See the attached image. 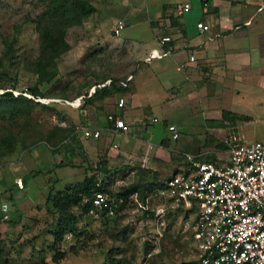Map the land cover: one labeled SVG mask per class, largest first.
I'll return each instance as SVG.
<instances>
[{
    "label": "rangeland",
    "instance_id": "rangeland-1",
    "mask_svg": "<svg viewBox=\"0 0 264 264\" xmlns=\"http://www.w3.org/2000/svg\"><path fill=\"white\" fill-rule=\"evenodd\" d=\"M89 1L95 11L65 31L68 46L56 58L57 75L39 86L43 95H31L27 88L35 83V74L29 62L38 53L35 26L48 0H0V92L9 90L13 95L31 99V102L16 101L20 112L12 115L0 103V129L15 135L16 141L10 154L0 156V202L9 205L8 218L3 219L7 225L4 241L0 242V264H106L110 261L193 264L196 254L184 210L171 206L154 189L146 192V196L143 194L145 182L151 180L156 182L155 186L179 170L184 146L177 152L172 149L169 159L143 165L144 152L137 140L135 145L129 137L112 136L100 128L104 123L102 116L114 101V95L102 100L86 97L93 84L108 77L121 79L130 70L134 55L125 39L132 30L126 21L135 18L132 9L142 7L143 2ZM145 1L144 10L154 6L153 0ZM118 20L125 25L116 35L112 28ZM230 100L226 94L221 102H215L228 106ZM50 103L53 108L41 106ZM248 111L252 121L245 123L239 138L233 142L245 143L263 137L262 108L251 107ZM156 117L158 120L147 127L151 142L166 137L173 146L188 134L183 126H177L178 138L174 140L167 126L163 127L161 116ZM96 126L100 129L97 137H82V127ZM60 128L73 129L75 134L68 136V131L59 132ZM199 129L195 126L189 132L192 138L200 139ZM52 131L50 143H44ZM227 132L232 134L229 130L215 135L206 133L201 144L211 146L216 141L212 146L228 149L230 145L219 140L228 136ZM65 136H68L65 143L55 153L51 152L50 147ZM192 142L198 141L191 140L188 148L191 144L195 146ZM148 154L154 159L153 151ZM204 157L209 159L207 155ZM103 168L106 173H102ZM27 170L32 173L25 174L23 194L17 196L14 189L9 195L10 175ZM92 173L113 190L134 183L136 192L111 220L104 223L84 217L76 225L80 232L72 235L65 232L61 240L54 241L53 233L63 223L58 220L63 214L56 210L52 200L47 201L48 194L51 196L66 187L71 189ZM157 206L164 208L160 216L154 214ZM54 253L61 255L57 261L52 259Z\"/></svg>",
    "mask_w": 264,
    "mask_h": 264
},
{
    "label": "crops",
    "instance_id": "crops-1",
    "mask_svg": "<svg viewBox=\"0 0 264 264\" xmlns=\"http://www.w3.org/2000/svg\"><path fill=\"white\" fill-rule=\"evenodd\" d=\"M140 1L135 0L136 3ZM142 2V7L132 9L135 18L126 21L132 32L125 40L134 55V63L125 76L131 74V79L122 92L114 94V101L102 116L104 123L100 128L112 136L129 137L135 145L137 140L144 152L143 165L169 159L172 149L177 152L182 145L185 149L182 154L190 152L203 159L204 155L214 159L227 149L212 146L216 141L211 146L201 144L206 133L215 135L229 130L232 134L227 132L228 136L219 137V140L230 145L252 121L248 110L262 108L263 112L264 0H153L154 6L145 10L146 1ZM184 2L190 3L188 10L182 9ZM197 21L207 24L208 29L198 31ZM163 34L170 36L169 43L159 42ZM152 48L167 50V54L146 60ZM226 94L231 98L230 105L215 102H221ZM118 96H123L125 101L121 109L116 105ZM109 112L120 114L129 125L143 119V136L109 129L110 124L105 119ZM159 115L164 128L167 124H174L176 130L177 126H183L188 134L182 142L171 146L166 137L156 143L150 141L151 132L147 127L153 122L151 119L155 117L157 121ZM238 116L246 118L238 119ZM195 126L200 127V139L189 134ZM193 139L198 142H192L195 146L191 144L188 148ZM152 151L154 159L148 154ZM29 172L10 175L9 195L16 189L20 196L27 182L25 174ZM15 177L22 178V188L15 186ZM5 222L0 211L1 243Z\"/></svg>",
    "mask_w": 264,
    "mask_h": 264
},
{
    "label": "built area",
    "instance_id": "built-area-1",
    "mask_svg": "<svg viewBox=\"0 0 264 264\" xmlns=\"http://www.w3.org/2000/svg\"><path fill=\"white\" fill-rule=\"evenodd\" d=\"M189 7L188 2L182 4L183 10ZM123 26L124 22L118 20L112 28L114 34H119ZM195 26L200 32L208 29L202 21H197ZM170 41L169 35L159 37L160 43ZM166 54L167 50L152 48L145 59ZM189 58L193 59L192 56ZM130 79L131 74H127L118 82L125 87ZM110 81L106 78L93 84L88 95L95 87L108 85ZM80 98L76 97L75 101ZM124 103L123 96H118V109ZM106 120L111 130L143 136V119L129 125L120 114L109 112ZM260 120L263 130L261 139L231 142L226 153L214 159H203L198 154L184 152L187 164L168 176L162 187L155 189L171 206L180 207L186 213L184 220L193 241L197 264H264V108ZM151 121H156V118ZM167 130L171 132V138L178 137L174 124H167ZM99 134L98 128H81L83 138H95ZM13 182L17 188L23 187L21 177L13 178ZM121 202L120 197L107 196L101 189L94 190L86 216L111 217L116 205ZM7 208V203L2 202V220L8 218ZM163 212V206L154 210L157 216Z\"/></svg>",
    "mask_w": 264,
    "mask_h": 264
},
{
    "label": "trees",
    "instance_id": "trees-1",
    "mask_svg": "<svg viewBox=\"0 0 264 264\" xmlns=\"http://www.w3.org/2000/svg\"><path fill=\"white\" fill-rule=\"evenodd\" d=\"M93 11H95V6L92 5L89 0H48L45 10L41 12L40 18L37 20L35 26L38 32V53L36 57L29 62V64L32 65V71L35 74V83L27 88L31 95H43L39 86L48 83L57 75L58 70L56 66V58L59 57V55L64 52L68 46L65 41L66 29L71 25L80 23L82 17ZM108 78L111 79L110 83L101 87H95L94 91L89 96H86L88 97V100H102L107 95H114L115 93L122 92L124 90V87L118 82L120 79L112 77ZM18 100L31 102L30 98L21 94L13 95L9 90L0 92V103L6 105L7 110L11 115L20 112L15 106V103ZM41 106L53 108V104L51 103L41 104ZM66 130V128H60L59 132H65ZM67 131L68 136L70 134H75L73 129H68ZM52 133L53 131L46 135L44 143H50L49 140L52 138ZM68 136L61 138V140L56 144L53 143L54 145L50 147L51 152L55 153L65 143ZM15 142V135L9 131L4 132L2 130L0 132V156L10 154L14 150ZM61 164L62 163L59 162V165ZM186 164L187 161L183 155L181 166H185ZM140 170L144 171L143 169ZM101 171L102 173H106V169L104 168ZM31 173L32 172H29V174ZM155 183L156 182H152L151 180L144 183V196H146V192L163 186V181L154 186ZM135 186L136 185L132 183L113 190L109 188L106 183L102 182L97 175L92 173L85 176L71 189L66 187L51 196L48 194L47 201L52 200L53 206L56 210L63 214V216L58 219L63 220V223L60 224L53 233L54 241L61 240L65 232H69L72 235L81 231V229L77 228L76 225L80 219L82 220L84 217H87L86 210L89 204V199L94 190L101 189L107 196L122 198V202L118 203L115 207L113 216H116L122 205L125 204L131 194L136 192ZM185 215L186 213H184V216ZM89 219V221L105 223L111 220L112 216L108 217L102 215L97 218L90 217ZM60 257V254L54 253L52 259L57 261ZM192 263L197 264V260H193ZM106 264H115V262L110 261Z\"/></svg>",
    "mask_w": 264,
    "mask_h": 264
},
{
    "label": "water",
    "instance_id": "water-1",
    "mask_svg": "<svg viewBox=\"0 0 264 264\" xmlns=\"http://www.w3.org/2000/svg\"><path fill=\"white\" fill-rule=\"evenodd\" d=\"M144 135L146 136V133Z\"/></svg>",
    "mask_w": 264,
    "mask_h": 264
}]
</instances>
